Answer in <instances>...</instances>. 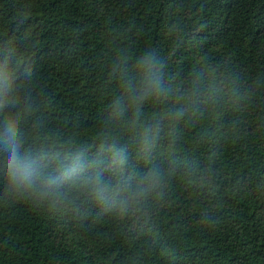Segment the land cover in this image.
Returning <instances> with one entry per match:
<instances>
[{
    "label": "trees",
    "instance_id": "1",
    "mask_svg": "<svg viewBox=\"0 0 264 264\" xmlns=\"http://www.w3.org/2000/svg\"><path fill=\"white\" fill-rule=\"evenodd\" d=\"M9 134L73 175L0 176V264H264V0H0Z\"/></svg>",
    "mask_w": 264,
    "mask_h": 264
},
{
    "label": "clouds",
    "instance_id": "2",
    "mask_svg": "<svg viewBox=\"0 0 264 264\" xmlns=\"http://www.w3.org/2000/svg\"><path fill=\"white\" fill-rule=\"evenodd\" d=\"M140 70L139 91L134 97L139 104L143 99L161 90L158 69L150 58L142 60ZM71 168L53 170L43 155H37L23 146L22 140L12 134L0 137V176L6 177L10 187L17 191L36 192L41 195H51L72 177ZM158 173L145 176L139 187L130 189L129 196L135 199L142 196L155 183ZM98 177L85 183H98ZM128 187V185H125Z\"/></svg>",
    "mask_w": 264,
    "mask_h": 264
}]
</instances>
